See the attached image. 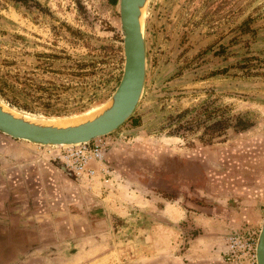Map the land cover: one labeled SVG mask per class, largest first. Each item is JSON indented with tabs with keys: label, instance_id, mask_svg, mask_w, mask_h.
<instances>
[{
	"label": "rangeland",
	"instance_id": "374dc122",
	"mask_svg": "<svg viewBox=\"0 0 264 264\" xmlns=\"http://www.w3.org/2000/svg\"><path fill=\"white\" fill-rule=\"evenodd\" d=\"M117 1L0 0V100L59 121L104 103L122 69ZM145 14L143 90L108 135L104 180L29 143L11 155L0 134V264H232L226 234L258 233L264 0H149Z\"/></svg>",
	"mask_w": 264,
	"mask_h": 264
},
{
	"label": "water",
	"instance_id": "95a60500",
	"mask_svg": "<svg viewBox=\"0 0 264 264\" xmlns=\"http://www.w3.org/2000/svg\"><path fill=\"white\" fill-rule=\"evenodd\" d=\"M149 0H118L122 69L108 99L91 116L62 118L60 124L30 118L0 100V134L36 146L71 147L108 136L132 115L141 96L146 65L144 17ZM254 264H264V216L254 246Z\"/></svg>",
	"mask_w": 264,
	"mask_h": 264
},
{
	"label": "built area",
	"instance_id": "2783aa9c",
	"mask_svg": "<svg viewBox=\"0 0 264 264\" xmlns=\"http://www.w3.org/2000/svg\"><path fill=\"white\" fill-rule=\"evenodd\" d=\"M112 141L113 139L107 136L71 147H35L51 161L59 164L74 179L90 182L98 175L102 180L108 176L104 154L107 145ZM256 237L257 234L253 230H247L244 234L231 232L224 242L223 260L232 264H254Z\"/></svg>",
	"mask_w": 264,
	"mask_h": 264
},
{
	"label": "crops",
	"instance_id": "0c3cea01",
	"mask_svg": "<svg viewBox=\"0 0 264 264\" xmlns=\"http://www.w3.org/2000/svg\"><path fill=\"white\" fill-rule=\"evenodd\" d=\"M1 142H2V144H7V146H5V145H3V147H4V149H3V151L4 150H7L8 152H10L11 153V155H17V154H19V152L21 153L22 151H23V149H25V148H27V149H29L28 147H27V143L26 142H23V141H10V140H6V139H1ZM62 170V169H61ZM8 175V174H7ZM9 176V175H8ZM255 217H256V215H255V213H253V215H252V219L250 220V221H252L253 219L255 220ZM243 220L244 219H249V217L248 216H246V217H243L242 218ZM249 222V221H248ZM217 226L219 227V230L221 231V232H223V233H226L227 231H226V229H225V227L223 226V225H221L220 223H217ZM223 229H224V231H223ZM237 233V232H236ZM230 234V233H229ZM229 234H226V236H225V238L229 235ZM201 253H205L204 255H205V257H207V255H208V250H201L200 251ZM204 264H208V262H204Z\"/></svg>",
	"mask_w": 264,
	"mask_h": 264
},
{
	"label": "trees",
	"instance_id": "16d2710c",
	"mask_svg": "<svg viewBox=\"0 0 264 264\" xmlns=\"http://www.w3.org/2000/svg\"><path fill=\"white\" fill-rule=\"evenodd\" d=\"M11 1H15V2H25V1H27V0H11ZM9 103V106L11 107V108H14V109H16V110H19L20 108H18L17 106H15L13 103H11V102H8ZM242 122H240V121H238L237 123H236V125H239V124H241ZM242 125V124H241ZM222 126H221V122L220 121H215V122H212V124H210L209 126H208V129H211V130H215V129H219V128H221ZM246 128V126H244V125H242V126H240V130H243V129H245Z\"/></svg>",
	"mask_w": 264,
	"mask_h": 264
},
{
	"label": "bare ground",
	"instance_id": "6f19581e",
	"mask_svg": "<svg viewBox=\"0 0 264 264\" xmlns=\"http://www.w3.org/2000/svg\"><path fill=\"white\" fill-rule=\"evenodd\" d=\"M146 15V14H145ZM94 111H91V112H89L88 114H83L84 116H91L92 115V113H93ZM28 117H30V118H33V117H31V116H29V115H27ZM43 120V119H42ZM43 121H46V122H48V123H53V124H60L61 123V121H59L58 119L57 120H43Z\"/></svg>",
	"mask_w": 264,
	"mask_h": 264
}]
</instances>
